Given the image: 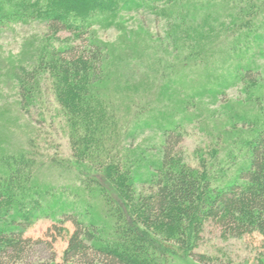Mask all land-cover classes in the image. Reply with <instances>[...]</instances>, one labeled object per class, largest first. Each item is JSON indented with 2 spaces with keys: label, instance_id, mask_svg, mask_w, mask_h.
<instances>
[{
  "label": "trees",
  "instance_id": "16d2710c",
  "mask_svg": "<svg viewBox=\"0 0 264 264\" xmlns=\"http://www.w3.org/2000/svg\"><path fill=\"white\" fill-rule=\"evenodd\" d=\"M177 1L0 0V30L13 21L38 19L50 33L65 30L83 41V45L40 48L38 56L22 66L21 74L16 77L17 96L20 108L27 113L41 101L45 84L42 80L49 81L72 132V160L67 164L78 173L85 189L101 193L108 210L106 218L95 221L66 213L67 205L73 207L75 200L69 204L54 200L48 207L44 198L53 189L35 182L36 162L30 150L12 158L6 156L0 160V264L24 261L32 243L24 233L39 213L52 214L47 213L48 208L53 214L56 211L66 214L65 218L74 224L64 252L67 262L172 264V257H176L184 264H217L214 256L196 251L206 223L212 221L230 236L242 237L254 232L262 236L259 261L264 264V110L238 116L246 117L242 122L250 127L259 124L255 135L239 138L231 150L222 147L212 160L202 158L200 167H192L177 151L185 134L181 119L189 117L192 103L186 99L176 103V109L184 111L179 121L174 119L175 107L167 110L172 114L157 116V104L147 117L141 114L151 109L150 106L145 110L144 106L138 107L139 110L130 113L131 117L122 116L117 98L104 97L101 93L105 89L100 90L106 77L108 46L103 47L95 40L84 45L96 25H114L124 12H161L160 4ZM237 22L238 17L235 25ZM171 27L168 34L173 39L171 44L182 50L193 49L186 57L188 61L210 59L206 49L211 47L207 42L211 31L204 25L191 21ZM185 55L173 57L166 71H161L166 84L158 89L160 95L170 97L179 92L183 73L178 76L174 70ZM231 79L234 83L245 81L254 88L263 86L259 72L251 66L230 79L221 74L216 86L226 87ZM263 95L262 89L256 104H264ZM150 120L162 128L163 139L158 157L146 161L145 178L140 182L142 186L148 185L149 190L142 193L136 189V175L146 156L141 154L144 159L139 162L136 155L144 150L133 143L139 129L153 125ZM54 228L60 229L56 225Z\"/></svg>",
  "mask_w": 264,
  "mask_h": 264
},
{
  "label": "rangeland",
  "instance_id": "374dc122",
  "mask_svg": "<svg viewBox=\"0 0 264 264\" xmlns=\"http://www.w3.org/2000/svg\"><path fill=\"white\" fill-rule=\"evenodd\" d=\"M159 8L162 9L160 14L142 10L124 12L114 25H96L84 45L95 40L103 47L108 46L105 51L108 57L106 77L100 90L105 89L101 93L104 97L117 98L122 116L131 117L130 113L137 111L138 107L144 106L145 110L150 106L151 109L141 114L147 117L152 106L157 104L155 113L161 117L172 114L167 110L174 108L179 100L192 103L188 118H182L184 111L176 107L173 114L175 112V120L182 118L185 133L177 151L192 167L198 168L202 158L212 160L222 147L229 151L239 138L247 139L260 128L259 124L254 127L246 125L242 122L246 117L241 120L238 116L252 110H264V104H256L258 92L264 91V0H178L169 5L160 4ZM191 21L211 31L207 41L211 47L206 49L211 57L205 62L203 59L188 61L186 57L194 52L193 49L182 50L171 44L173 39L168 35L171 26ZM69 44L83 45V41L65 30L50 33L38 19L13 21L0 30V160L30 150L36 162L35 182L45 189H53V193L44 198L46 205L49 207L54 200L66 204L75 200L73 207L67 205L66 213L97 221L108 215L104 197L98 191L85 189L78 173L67 164L72 160V132L52 94L49 81L42 80L45 84L41 101L27 113L20 108L17 96L16 77L21 74L22 66L35 59L43 46ZM179 55L186 58H182L174 70L178 76L183 73L182 85L177 94L162 96L158 89L166 84L163 78L166 76L161 71H166L173 57ZM250 66L259 72L263 86L254 88L245 81L234 83L232 79L226 87L216 86L221 74L230 79ZM130 103L137 105L131 106ZM150 121L153 125L139 129L133 143L144 150L136 155V159L140 162L144 159L141 154L146 156L136 175V189L142 193L149 190L148 185L142 186L140 182L145 178L146 161L158 157L163 139L162 128ZM234 170L230 172L233 174ZM47 213L52 214L39 213L38 217L32 218L24 233L25 237L32 239L31 247L24 261L18 264H75L64 260L67 240L74 230L73 222L60 211L53 214L48 208ZM261 245L262 236L256 232L234 237L209 221L196 251L214 256L218 259L217 264H261ZM171 262L184 264L176 257H172Z\"/></svg>",
  "mask_w": 264,
  "mask_h": 264
}]
</instances>
